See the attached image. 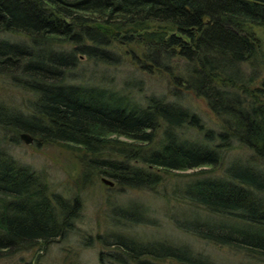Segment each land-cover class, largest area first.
<instances>
[{"label":"trees","instance_id":"trees-1","mask_svg":"<svg viewBox=\"0 0 264 264\" xmlns=\"http://www.w3.org/2000/svg\"><path fill=\"white\" fill-rule=\"evenodd\" d=\"M263 26L264 0H0V33L24 36L0 39V63L34 95L27 114L0 102V125L81 149L84 181L98 171L152 189L191 169L183 191L203 211L177 225L264 257V53L255 30ZM121 44L143 46L134 62L168 74L169 91L77 81L79 56L120 61ZM185 91L206 99L216 127ZM112 209L124 228L100 240L116 264H210L187 246L124 232L148 220L142 205ZM81 210L78 195L53 190L0 146V253L66 236Z\"/></svg>","mask_w":264,"mask_h":264},{"label":"rangeland","instance_id":"rangeland-1","mask_svg":"<svg viewBox=\"0 0 264 264\" xmlns=\"http://www.w3.org/2000/svg\"><path fill=\"white\" fill-rule=\"evenodd\" d=\"M255 30L262 42L264 53V26L256 27ZM1 38L19 40L24 36L0 33ZM118 48L122 52L121 60L114 59L111 63L79 56L80 64L73 70L77 81L118 88L129 82L136 92L142 93L169 91L171 82L168 74L143 70L134 62L132 52L138 55L144 49L143 46L121 44ZM17 72V69H8L0 63V102L8 112L27 114L34 95L17 83L14 78ZM262 73L264 75V69ZM185 99L205 123L215 127L219 124L220 119L214 115L205 98L186 92ZM22 132L28 131L18 133L13 128L0 125V146L7 149L19 162L41 171L53 190L71 198L78 195L82 201V210L74 229L66 236L14 253H0V264H116L113 259L107 258L112 250L104 246L100 237L124 228H120L124 225H115L112 216V207L120 203H137L147 212L146 222L127 223L123 230L139 240L157 239L187 246L210 264H264V257H254L243 249L213 242L177 225L176 217L186 218L197 212L195 210L203 211L199 206L189 205L183 191L191 169L168 173L164 181L152 189L121 186L110 176L98 171L93 172L90 180L84 181L81 177V149L75 150L63 142L44 141L29 132L32 141L27 142L21 137ZM111 136L126 139L122 135ZM239 151L242 152L241 149H236L234 153ZM104 178L114 183L110 184Z\"/></svg>","mask_w":264,"mask_h":264},{"label":"water","instance_id":"water-1","mask_svg":"<svg viewBox=\"0 0 264 264\" xmlns=\"http://www.w3.org/2000/svg\"><path fill=\"white\" fill-rule=\"evenodd\" d=\"M21 137H23L27 142L32 141V136L28 133V132H22L21 133ZM107 182H109L110 184H113L114 182L112 180H107L106 178H104Z\"/></svg>","mask_w":264,"mask_h":264}]
</instances>
